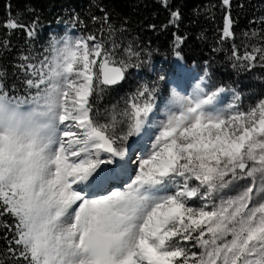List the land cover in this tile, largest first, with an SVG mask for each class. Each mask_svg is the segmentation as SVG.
<instances>
[{
    "label": "snow or ice",
    "instance_id": "obj_1",
    "mask_svg": "<svg viewBox=\"0 0 264 264\" xmlns=\"http://www.w3.org/2000/svg\"><path fill=\"white\" fill-rule=\"evenodd\" d=\"M232 35L226 16L223 38ZM49 47L39 68L28 66L38 76L26 81L37 90L30 102L0 94V218L11 220L0 228L13 264H264V99L220 109L223 89L197 84L191 97L173 92L157 120L156 89L141 85L101 124L90 98L139 67L128 62L139 53L127 48L117 61L94 35ZM256 53L264 61L261 49L237 59ZM133 137L147 138L136 159ZM129 162L130 182L98 194L102 166ZM249 178L236 197L219 196Z\"/></svg>",
    "mask_w": 264,
    "mask_h": 264
},
{
    "label": "trees",
    "instance_id": "obj_2",
    "mask_svg": "<svg viewBox=\"0 0 264 264\" xmlns=\"http://www.w3.org/2000/svg\"><path fill=\"white\" fill-rule=\"evenodd\" d=\"M173 12L179 13L178 19ZM226 16L232 20L233 35L223 38ZM9 22L17 28L7 27ZM64 27L75 28L83 37L94 35L117 61L128 60L127 48L139 53L128 62L140 66L128 68L121 84L90 98L99 123L109 119L104 116L111 108L130 101L140 77L142 84L156 89L155 101L164 103L168 77L164 73L157 81L150 71L156 64L171 63L177 51L186 66L207 71L214 89L235 90L243 104L264 95L260 53L254 62L237 59L264 50V0H229V5L223 0H0V94L29 98L28 66L37 67L50 54L51 42L62 37ZM5 220L11 223L8 217L0 223ZM3 235L0 228V264H13Z\"/></svg>",
    "mask_w": 264,
    "mask_h": 264
},
{
    "label": "rangeland",
    "instance_id": "obj_3",
    "mask_svg": "<svg viewBox=\"0 0 264 264\" xmlns=\"http://www.w3.org/2000/svg\"><path fill=\"white\" fill-rule=\"evenodd\" d=\"M64 32L63 35L60 39L56 40V41H61L64 38H72V39H78V38H84L83 36H81L78 31L75 28H71V27H64ZM90 46L92 42H89ZM99 63V60H98ZM164 64H156L154 67H152L150 73H153V76H155L157 81H162L160 79L161 76H164V73H166V76L168 77L166 84L169 88V94L167 96V98L165 99V101H163L164 103L159 104L157 101L154 102L156 105L159 106V110L156 111V116L155 119L157 120H161L164 119L166 116V110H165V106L168 104L169 100L172 98L173 92H175L176 94H178L179 96H183V97H191V95L193 94V91L196 87L197 84L200 83L199 80L204 81V84H200V86H202L201 88H203L202 90L205 93L211 94V92L213 91H217L218 89H214L212 87V84L209 80V74L207 73L206 70L203 69H199L197 68V66H190L187 67L184 63L183 60L181 58H177L174 57V59L171 61V63H169L168 65H164ZM40 67V63L36 68ZM95 71V69H94ZM207 73V75H206ZM135 75H137V73H135ZM187 76V77H186ZM33 80L38 79L37 77L31 76ZM185 81V82H184ZM137 82L139 83L137 86V89L141 86V85H145L142 84L143 82V77L140 79H137ZM197 82V83H196ZM182 86H184L182 88ZM193 86V87H192ZM100 87L103 88V86L101 85ZM223 89V88H222ZM225 90V89H223ZM36 89L35 88H30L29 89V95H28V99L22 100V101H31L32 97L36 94ZM99 91V90H98ZM97 91V93H99ZM228 95V99L227 100H221L218 99L217 96V100H216V106L220 109H228L229 106H237L240 108V110H246L249 107L257 104L259 102L260 99H264V95L263 97H261L258 100L252 99L250 102L248 101V103L243 104L241 102V98L239 96V94L235 91V90H226ZM230 93H229V92ZM119 101V97H116L115 100ZM14 101H18L21 102V100H17V99H13ZM22 108L26 107L27 105L22 104L21 105ZM126 107V103L123 102L122 104H120L117 109H110V112H108V114H105V118L109 117V119H104L101 118L100 119V123H107L108 121H110L111 119V114H113L114 112H120L122 111L124 108ZM132 141H136V138H129V142ZM128 142H125V146H127ZM147 143V138H145L144 140H140V141H136L135 143H132V149L130 151V155L132 157V159H136L137 157V150L138 149H143L145 144ZM129 167H127L126 170H122L120 165L118 163H114V164H110L107 166H102L105 168V172L108 176V180L111 179V181H108L109 184H113V179L114 176H116V178L123 177V181L121 182V185H116V186H110L109 188H107L106 190H104V192H100V194H107V192L114 190V189H123L125 187V184L127 182H130V177H129V173H131V170L133 167H135V165L131 164V162L128 163ZM127 165V166H128ZM118 175V176H117ZM118 180V179H115ZM107 182V183H108ZM198 183V182H197ZM250 183V178L246 179V180H242L239 181L237 183V186H230L228 189L223 190L219 196L223 197L225 199L227 198H233L236 197L242 190L243 188ZM180 182L178 181L176 185H172V188L175 189L177 186H179ZM214 198H215V202L219 203V197H215L214 194ZM195 203L193 204V206L195 207H199L202 204L205 203V201H201L198 198H194ZM191 203V202H190ZM231 237H229L230 239ZM195 242H187V246L190 248L191 251H195L198 254L202 253V249L198 248V247H192V244H194Z\"/></svg>",
    "mask_w": 264,
    "mask_h": 264
},
{
    "label": "bare ground",
    "instance_id": "obj_4",
    "mask_svg": "<svg viewBox=\"0 0 264 264\" xmlns=\"http://www.w3.org/2000/svg\"><path fill=\"white\" fill-rule=\"evenodd\" d=\"M187 77V76H186ZM200 81V83H199V85L200 84H204V81H202V80H199ZM185 82V81H184ZM197 83V82H196ZM203 86V85H202ZM201 86V87H202ZM184 86H182V88H183ZM193 87V86H192ZM203 89V88H202ZM229 92V91H228ZM230 93V92H229ZM228 93H227V91L226 90H223V92H220L219 94H218V99H221V100H227L229 97H228ZM103 158V157H102ZM105 166H107L108 167V165H105ZM127 167H129V165L127 166ZM118 176V175H117ZM115 179H118V180H115ZM108 181H111V179H107L105 182H104V184H103V187L101 188V189H99L98 190V194H100V192H104V190H106L107 188H109L110 186H116V185H121V182L123 181V177H120L119 176V178H116V176H114V179H113V184L111 185V184H109V182ZM108 182V183H107Z\"/></svg>",
    "mask_w": 264,
    "mask_h": 264
},
{
    "label": "water",
    "instance_id": "obj_5",
    "mask_svg": "<svg viewBox=\"0 0 264 264\" xmlns=\"http://www.w3.org/2000/svg\"><path fill=\"white\" fill-rule=\"evenodd\" d=\"M122 82V81H121ZM121 82L119 83V84H121ZM119 84H117V85H119ZM114 86H116V85H114ZM114 86H110V87H114ZM109 88V87H108Z\"/></svg>",
    "mask_w": 264,
    "mask_h": 264
}]
</instances>
